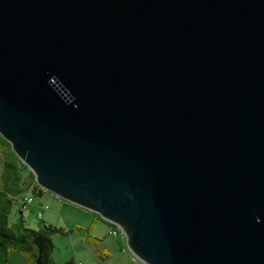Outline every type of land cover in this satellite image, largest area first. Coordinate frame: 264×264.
Listing matches in <instances>:
<instances>
[{"label":"water","instance_id":"water-1","mask_svg":"<svg viewBox=\"0 0 264 264\" xmlns=\"http://www.w3.org/2000/svg\"><path fill=\"white\" fill-rule=\"evenodd\" d=\"M0 137L142 264H264V0H0Z\"/></svg>","mask_w":264,"mask_h":264},{"label":"rangeland","instance_id":"rangeland-1","mask_svg":"<svg viewBox=\"0 0 264 264\" xmlns=\"http://www.w3.org/2000/svg\"><path fill=\"white\" fill-rule=\"evenodd\" d=\"M27 170L31 172L28 168ZM30 193L31 191L28 189L23 197L29 195L35 201L29 204L26 210L21 209L20 199L13 201L8 215V223L13 226L15 233L19 231L20 227L44 230L45 227L50 226L59 230L58 233L50 236V264H142L140 261H134V257H131L132 254L123 239L124 235L118 238L111 237L108 233L110 226L104 221L100 223L96 221V218L99 217L97 214L78 208L57 197L56 199L60 203L55 202L51 197L45 196L39 199ZM23 197L21 196V198ZM39 204L46 206L47 210H41ZM40 211L42 212L41 220L36 217ZM92 236L102 238L103 245H110L112 250L114 249V257L111 260L102 262L96 259L93 244L89 241V237ZM118 239L121 247L131 254L130 257L124 251L122 255L120 254L116 244ZM4 264L30 263L18 253H10Z\"/></svg>","mask_w":264,"mask_h":264},{"label":"trees","instance_id":"trees-1","mask_svg":"<svg viewBox=\"0 0 264 264\" xmlns=\"http://www.w3.org/2000/svg\"><path fill=\"white\" fill-rule=\"evenodd\" d=\"M11 150L10 144L0 137V264L7 261L10 253H18L30 264H50V236L59 230L50 226L44 230L20 227L15 233L8 223L13 201L21 200L28 189L37 197L44 192ZM96 221L103 222L99 217Z\"/></svg>","mask_w":264,"mask_h":264},{"label":"crops","instance_id":"crops-1","mask_svg":"<svg viewBox=\"0 0 264 264\" xmlns=\"http://www.w3.org/2000/svg\"><path fill=\"white\" fill-rule=\"evenodd\" d=\"M44 191V190H43ZM51 197L55 200V202L57 203H60L58 199H56L55 196H53L52 194L44 191L40 196H39V199H42L43 197ZM35 201V200H34ZM33 201V202H34ZM42 204H39V206H41ZM105 222V221H104ZM100 223V222H99ZM107 225L110 226V230L112 229V224H109L106 222ZM109 230V231H110ZM108 231V233H109ZM121 237V236H120ZM123 239H125V237H123ZM89 241L91 242V244H93V248H95L94 250L96 251L97 255H96V259L99 260V261H102V262H108V260H111V258L114 257V249L112 250V248L110 247V245H103V240L102 238L100 237H95V236H92V237H89ZM126 241V239H125ZM116 244L119 248V252L120 254L122 255L123 254V251L124 253H128L127 250L123 249L120 245V240L118 239L116 241ZM131 254L128 253V257H130ZM131 257L133 258V256L131 255Z\"/></svg>","mask_w":264,"mask_h":264},{"label":"built area","instance_id":"built-area-1","mask_svg":"<svg viewBox=\"0 0 264 264\" xmlns=\"http://www.w3.org/2000/svg\"><path fill=\"white\" fill-rule=\"evenodd\" d=\"M33 197H31V196H29V195H26L25 197H23V198H21V209L22 210H26V208H27V206L29 205V204H31V203H33ZM39 208L41 209V210H47V207L46 206H43V205H41V206H39ZM39 220L42 218V212L40 211L38 214H37V216H36ZM109 235L111 236V237H116V238H118L119 236H121L122 237V232H121V230L117 227V226H115V225H112V229L109 231ZM134 257V256H133ZM133 260L135 261V260H137L135 257L133 258ZM138 261V260H137ZM80 264V263H79Z\"/></svg>","mask_w":264,"mask_h":264}]
</instances>
